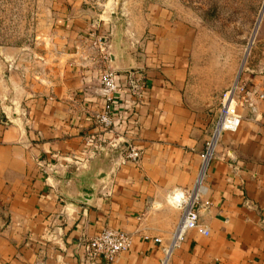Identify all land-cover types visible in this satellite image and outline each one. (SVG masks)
I'll use <instances>...</instances> for the list:
<instances>
[{
  "label": "crops",
  "instance_id": "obj_1",
  "mask_svg": "<svg viewBox=\"0 0 264 264\" xmlns=\"http://www.w3.org/2000/svg\"><path fill=\"white\" fill-rule=\"evenodd\" d=\"M157 1L51 0L41 34L47 48L33 61H24L22 47L0 46V264H89L87 243L105 226L131 233L133 243L93 264L163 258L183 213L170 195L194 188L221 107L197 98L192 75L211 77L215 58L191 68L175 30L170 49L161 47L171 2ZM97 34L109 39L110 60L93 46ZM228 62L234 79L220 90L236 80L235 57ZM106 65L120 83L112 101L101 89ZM236 82L244 88L240 126L220 134L201 184L200 221L209 232L187 230L171 264H264V68L247 66ZM109 103L112 131L96 118ZM92 135L104 139L98 152ZM119 136L121 147L134 139L139 162H122L121 147H110Z\"/></svg>",
  "mask_w": 264,
  "mask_h": 264
},
{
  "label": "rangeland",
  "instance_id": "obj_2",
  "mask_svg": "<svg viewBox=\"0 0 264 264\" xmlns=\"http://www.w3.org/2000/svg\"><path fill=\"white\" fill-rule=\"evenodd\" d=\"M166 1L171 3L165 5L169 11L164 18L170 19L171 28L163 32L161 47L170 49L167 35L175 30L176 42L182 43L175 46L187 48L191 68L201 70L215 58V65L209 66L213 70L211 77L204 78L201 71L192 75L196 77L197 98L221 107L223 93L247 66L264 68V0ZM50 4L51 0H0V46L22 47L24 61H33L35 51L47 48L43 47L41 34L49 29L54 14ZM123 4L117 2L114 10L122 11ZM232 56L236 80L220 90L217 86L234 79L232 64L228 62ZM216 89L220 90L219 99H215Z\"/></svg>",
  "mask_w": 264,
  "mask_h": 264
},
{
  "label": "built area",
  "instance_id": "obj_3",
  "mask_svg": "<svg viewBox=\"0 0 264 264\" xmlns=\"http://www.w3.org/2000/svg\"><path fill=\"white\" fill-rule=\"evenodd\" d=\"M93 46L100 53L103 60H110V42L106 35L97 34L93 40ZM101 89L106 98L111 100L115 93L120 89V83L117 79V70L106 65L100 72ZM134 89L142 93L143 88L139 82H133ZM243 86L238 82L234 83L227 91L223 93L221 100V110L215 128L206 142V149L203 153V165L200 176L197 178L194 188L184 193L182 191L172 192L171 199L175 204L183 208V213L180 221L172 235L169 244L163 246L164 256L159 264H171V256L174 249L179 246L185 238L187 230L200 226L201 230L208 233L209 230L201 225L199 200L200 190L203 176L207 170L209 162L213 156L215 145L220 134L225 130H237L240 126L242 116L237 107V93L243 90ZM96 118L99 124L107 130H114L115 118L112 112L111 103L107 104L106 108L101 112L96 113ZM97 141L94 135L90 136L88 142L92 144L98 152L102 148V141ZM124 145L121 147L120 136L116 139H111L109 144L111 148H120L121 161L128 160L139 162L142 157V150L136 145L131 137H126L123 140ZM211 152V153H210ZM161 241L160 238H157ZM133 243V235L127 231L118 229L112 226H105L100 232L94 235L87 243L88 247V262L93 264L96 260L105 258L108 261H113L115 257L123 250H127Z\"/></svg>",
  "mask_w": 264,
  "mask_h": 264
},
{
  "label": "water",
  "instance_id": "obj_4",
  "mask_svg": "<svg viewBox=\"0 0 264 264\" xmlns=\"http://www.w3.org/2000/svg\"><path fill=\"white\" fill-rule=\"evenodd\" d=\"M2 120H3V121L6 120L4 116H2ZM94 189H95V187L92 186L90 195H93V192H95ZM92 191H93V192H92ZM91 197H92V196L87 197V198H81V201L84 202V203H88V204H89V203L91 202V201H90Z\"/></svg>",
  "mask_w": 264,
  "mask_h": 264
},
{
  "label": "bare ground",
  "instance_id": "obj_5",
  "mask_svg": "<svg viewBox=\"0 0 264 264\" xmlns=\"http://www.w3.org/2000/svg\"><path fill=\"white\" fill-rule=\"evenodd\" d=\"M211 153V152H210Z\"/></svg>",
  "mask_w": 264,
  "mask_h": 264
}]
</instances>
